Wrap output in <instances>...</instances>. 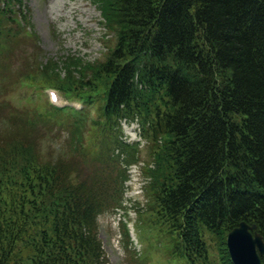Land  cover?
<instances>
[{
	"label": "trees",
	"instance_id": "obj_1",
	"mask_svg": "<svg viewBox=\"0 0 264 264\" xmlns=\"http://www.w3.org/2000/svg\"><path fill=\"white\" fill-rule=\"evenodd\" d=\"M93 2L115 33L105 59L79 56L64 75L50 62L43 70L53 83L28 69L7 88L51 85L67 99H98V115L0 101V264H106L97 218L122 196L126 173L114 149L137 158L119 127L134 115L151 140L148 198L176 230L175 252L187 264H233L231 228L244 220L264 236V0ZM27 11L25 0H0V38L11 49L28 32ZM58 114L68 149L40 156L43 127H59ZM91 127L99 149L85 144Z\"/></svg>",
	"mask_w": 264,
	"mask_h": 264
},
{
	"label": "rangeland",
	"instance_id": "obj_2",
	"mask_svg": "<svg viewBox=\"0 0 264 264\" xmlns=\"http://www.w3.org/2000/svg\"><path fill=\"white\" fill-rule=\"evenodd\" d=\"M25 2L29 16V24L26 25V29L30 33L27 32L24 35H29V37L21 34L18 49H11V44L5 43L3 38H0V63L6 64V70H9V75L5 79L0 73L1 91L4 90L3 94L0 93V101L7 100L9 109L12 105L24 104L25 106L30 102V107L36 114L44 112L47 103L49 105H72L76 108L83 107V109L90 111V116L96 117L98 115L96 111L99 104L98 99L92 104L76 98L68 99V102L60 90L51 85L43 86L41 89L36 86L30 88L16 86L15 90L10 91L8 95L3 97L8 92L9 77L13 79L18 77L16 74L25 75L21 72L29 69V73L34 76L36 82L53 83L45 76V70H43L46 68L45 64L54 62L55 67H59L58 73L61 72V75H64L63 68L73 67L70 61L74 58L82 56V59L85 58L90 61H94L96 58L102 59L104 54L109 51L108 46L112 47L115 43V33L107 28L105 20L93 0H25ZM107 35H109L110 40L106 39ZM39 71L43 72V77H40L41 72ZM29 73L25 75L28 78ZM36 85H39V83ZM50 90L55 91L57 94L55 101L50 100ZM86 90L90 91L88 88ZM91 95L93 99L96 98V94L92 93ZM134 116L135 119L139 118L137 115ZM52 121H57L59 127L54 125L52 130L43 127L47 136L42 143V149L37 151L40 156L42 154L47 155L48 152L55 156L64 149H68L69 138L66 116L58 114ZM45 126L49 127V125ZM96 130L98 129L91 127L90 130H87V133H84L85 144L89 148L94 146L92 149H99L98 144L91 145L89 143V139L94 140L96 143L99 141L96 138ZM141 130L144 136L143 139H145L136 167L143 171L141 167L144 159L147 162L152 156L151 140L144 135V130ZM109 148L111 149V146ZM67 152L70 154L69 150ZM152 165L154 166L153 163ZM134 177V182L137 183L138 174ZM139 185L142 187V203H136L132 208L126 207L125 209V213L131 220V236L136 249L130 243L128 248L127 246H125L126 249L124 248L122 225L117 220L118 216L112 215V210L101 214L97 218L99 237L109 263L187 264L185 258L174 250L178 239L176 230L172 229L164 218L158 217L151 201L146 204L147 197L153 195L149 175L142 172ZM19 248L20 253L26 254L28 252V248L23 242L20 243Z\"/></svg>",
	"mask_w": 264,
	"mask_h": 264
},
{
	"label": "water",
	"instance_id": "obj_3",
	"mask_svg": "<svg viewBox=\"0 0 264 264\" xmlns=\"http://www.w3.org/2000/svg\"><path fill=\"white\" fill-rule=\"evenodd\" d=\"M226 245L233 264H261L264 238L256 231L255 223L240 221L227 233Z\"/></svg>",
	"mask_w": 264,
	"mask_h": 264
}]
</instances>
